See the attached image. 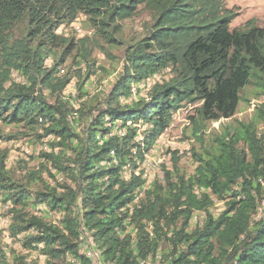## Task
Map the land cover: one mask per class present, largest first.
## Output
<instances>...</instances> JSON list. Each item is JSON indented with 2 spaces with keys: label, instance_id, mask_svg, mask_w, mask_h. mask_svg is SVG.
I'll return each instance as SVG.
<instances>
[{
  "label": "trees",
  "instance_id": "1",
  "mask_svg": "<svg viewBox=\"0 0 264 264\" xmlns=\"http://www.w3.org/2000/svg\"><path fill=\"white\" fill-rule=\"evenodd\" d=\"M143 13L144 32L125 39L124 22ZM80 17L94 37L61 32ZM235 17L226 0H0V122L45 146L33 166L9 164L0 148V264H93L84 232L105 264H264V102L255 119L206 133L234 117L246 86L264 96V25L233 27ZM102 41L125 45L123 71L92 92ZM186 104L192 169L174 151L144 188L126 166L138 167Z\"/></svg>",
  "mask_w": 264,
  "mask_h": 264
},
{
  "label": "rangeland",
  "instance_id": "2",
  "mask_svg": "<svg viewBox=\"0 0 264 264\" xmlns=\"http://www.w3.org/2000/svg\"><path fill=\"white\" fill-rule=\"evenodd\" d=\"M228 8L233 9L236 12V17L233 20L231 26L236 27L244 25L247 21L251 20L258 25H264V0H226ZM146 14H140L136 19L128 20L124 22L123 32L124 38L127 39L130 36L139 37L144 32L143 20L146 19ZM95 29L90 25L85 17H80L73 25L63 28L61 32L65 35H76L77 37H83L88 35L94 37ZM104 49H101L95 43L92 47V55L97 59L98 63L105 67V71H99L97 75L92 77L91 91L101 90L107 92L114 82L119 78L123 71L124 65V47L111 46L102 41ZM108 51V52H107ZM52 60L49 59L47 64L50 66ZM70 63V58L66 64ZM168 76V75H167ZM157 79L162 80L163 75H156L149 81H144L140 87H150ZM264 81V80H263ZM261 81V82H263ZM139 86L137 84L132 85L133 91H137ZM75 81H72L66 88V93H75ZM263 92L262 88L258 86V83L254 81L250 85L246 86L242 93V101L239 105L237 113L231 119H222L216 122H211L206 130L207 135L219 132L223 124L233 123L236 119L251 121L256 118L255 111L264 102V96L260 95ZM194 106L186 104L184 107L175 111L171 125L158 137L154 145L149 151H146V165L149 166L151 173L159 175L160 171H163L162 164L171 166V158L174 151L182 152L180 165L186 170L192 169V161L188 158L191 157L192 148L197 143L194 138H187L184 134L185 128L188 122L189 114L194 112ZM145 126H143V129ZM22 128L19 125H8L0 122V134L12 136L10 139H0V148L7 149L9 151V164L15 163L17 165L18 160L21 161V166L34 165L35 162L30 159L36 147L39 149L42 144H34L32 135H24L21 131ZM144 138V134H141ZM16 136V137H14ZM134 154L137 153L136 149L133 150ZM171 153V154H170ZM170 154V155H169ZM144 158L138 162V167L142 169ZM140 169V170H141ZM7 207L0 202V226H5L8 223ZM4 244L9 246L19 247V244L13 240L8 233L4 234ZM83 253L91 254L93 264H101L98 257L90 251L88 246L83 243L81 247ZM31 258H36L38 255L31 253ZM74 260H69L68 264H74ZM40 264H46L44 258L40 259Z\"/></svg>",
  "mask_w": 264,
  "mask_h": 264
},
{
  "label": "built area",
  "instance_id": "3",
  "mask_svg": "<svg viewBox=\"0 0 264 264\" xmlns=\"http://www.w3.org/2000/svg\"><path fill=\"white\" fill-rule=\"evenodd\" d=\"M155 77H156V76H155ZM133 92H134V96H135V91H133ZM139 126H140V125H139ZM141 129H142V126H140V133H139V135H138V137H137V140L140 141V143H141V145H142V148H144V147H145V143H144V138H143L142 135H141V134H143V133L141 132ZM119 134L124 135L123 130H119ZM159 137H160V136H159ZM179 153H180V154H183L182 152H179ZM170 154H171V153H170ZM170 154H169V155H170ZM146 161H147V160H146V154L144 153V161H143V163H142V164H143L142 169H141L140 167H137V168H134V170H133V168L130 166V164H128V165L126 166L127 176H130L131 174L142 175V176H143V178L145 179V182H146V185H145L144 188H146L147 185H149V184L154 180V178L157 176L156 174H153V173L150 172V170H149V166L146 165ZM140 169H141V170H140ZM162 175H163V171H160V173H159V177H160V176L162 177ZM139 197H140V196H137V197H136V200H138ZM81 238L83 239V243H85V244L88 246V248L90 249V251L93 253L92 257L96 255V256L98 257L99 261H101V264H105V263L99 258L98 253H97V251H96V249H95V245H94L93 239L89 236L88 232H84V233H83V236H82ZM89 255H91V254L89 253ZM41 258H44V256H42Z\"/></svg>",
  "mask_w": 264,
  "mask_h": 264
},
{
  "label": "clouds",
  "instance_id": "4",
  "mask_svg": "<svg viewBox=\"0 0 264 264\" xmlns=\"http://www.w3.org/2000/svg\"><path fill=\"white\" fill-rule=\"evenodd\" d=\"M155 77V76H154ZM157 80H159V79H157Z\"/></svg>",
  "mask_w": 264,
  "mask_h": 264
}]
</instances>
